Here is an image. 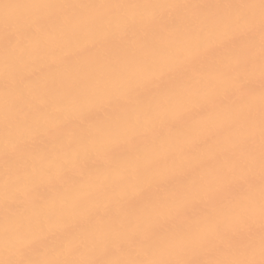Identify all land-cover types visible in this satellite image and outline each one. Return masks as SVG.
Returning a JSON list of instances; mask_svg holds the SVG:
<instances>
[{
  "label": "snow or ice",
  "instance_id": "1",
  "mask_svg": "<svg viewBox=\"0 0 264 264\" xmlns=\"http://www.w3.org/2000/svg\"><path fill=\"white\" fill-rule=\"evenodd\" d=\"M0 264H264V0H0Z\"/></svg>",
  "mask_w": 264,
  "mask_h": 264
}]
</instances>
